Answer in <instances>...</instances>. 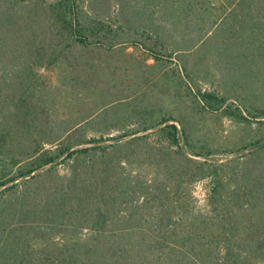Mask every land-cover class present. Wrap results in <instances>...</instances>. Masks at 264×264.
Wrapping results in <instances>:
<instances>
[{
	"label": "rangeland",
	"instance_id": "1",
	"mask_svg": "<svg viewBox=\"0 0 264 264\" xmlns=\"http://www.w3.org/2000/svg\"><path fill=\"white\" fill-rule=\"evenodd\" d=\"M59 1L63 0H0V70L2 75H10V91L0 78V130L9 129L5 137L8 148L11 145V150L17 148L25 156L36 143L48 148L52 142L107 140L128 134L121 140L123 143L151 134L156 130L153 127L169 118V124H174L180 133L184 128L199 155L187 147L165 150L182 168L172 162L176 176L183 172L195 175V182L182 186L191 195L189 202L204 207L215 182L225 194L235 185L229 184L232 176H249L254 180L250 184L257 190L260 208L254 221L262 224L264 117L259 114L264 112V64H245L242 57L240 61L233 58L231 63L241 68L226 70L220 65L223 57L216 54L221 44L211 33L203 40L191 35L177 45L168 43L175 51L167 55L158 43L147 38H154L157 27L163 24L158 14L151 16L154 27L145 33L143 15L147 13L129 6L121 13L118 0H74L80 20L94 17L109 23L122 39L121 44L110 48L78 46L51 13V5ZM168 34L174 37L176 32ZM137 41L156 47L158 59ZM239 53L242 56L244 49L240 48ZM183 64L192 71L190 84L181 76L179 68ZM198 90L223 96V107L215 112L200 110L194 98ZM11 110L12 118L7 112ZM145 127L151 129L132 135ZM149 138L167 145L153 134ZM240 162L244 165H240L239 172ZM49 167L34 174L45 173ZM16 169L9 168L11 173ZM62 169L58 165L55 168L60 175ZM128 171L135 175L138 169L128 166ZM93 174L101 177L98 170ZM54 183L44 176L28 189L36 198L26 201L18 196L25 191L23 185L15 192L0 189V264H36L33 260L39 252L42 256L56 252L48 232L41 231L38 236L35 225L26 221L27 216L34 219L36 201L44 200ZM176 187L172 182L166 188L174 191ZM253 256L258 258L256 264H264L263 252Z\"/></svg>",
	"mask_w": 264,
	"mask_h": 264
},
{
	"label": "trees",
	"instance_id": "2",
	"mask_svg": "<svg viewBox=\"0 0 264 264\" xmlns=\"http://www.w3.org/2000/svg\"><path fill=\"white\" fill-rule=\"evenodd\" d=\"M262 1L118 0L116 5L121 13L127 6L146 12L147 15H143L145 33L154 27L151 16L157 13L163 24L157 27L154 38H147L158 43L167 55L175 51L170 50L168 43L177 45L191 35L203 40L211 33L221 44L219 52L216 50L217 56L223 57L219 64L226 70L237 71L241 66L231 63L233 58L240 61L242 57L241 62L245 64L247 61L251 65L255 61L264 64ZM50 9L56 23L78 46L110 48L122 43L109 23L94 17L80 20L74 0L59 1ZM171 31L176 32L174 37L168 34ZM136 44L158 59L160 52H155L156 47L138 41ZM240 48L244 49L242 56ZM179 70L186 83L193 82L191 69L183 64ZM1 77L9 90L10 75H2L0 70ZM194 98L200 110L211 112L221 109L225 101L218 93L201 90ZM7 112L12 118L14 111ZM259 115L263 118L264 112L260 111ZM170 121L169 118L161 120L151 134L123 143L121 140L128 134L107 140L52 142L48 148L36 143L26 150L25 156V152L17 148L11 150V145L9 148L6 145L9 129L0 130L2 192H15L23 185L21 188L25 191L18 196L26 201L36 198L28 189L38 180L47 176L56 181L55 186L46 191L44 200L36 201L34 219L26 218L35 225L38 236L41 231L48 232L52 246L57 249L46 256L39 252L34 263L256 264L258 258L253 255L264 253V222L254 221L260 210L257 190L250 184L254 180L236 174L230 178L229 184H235L230 191L223 194L221 185L215 182L204 207L191 204V195H187L182 186L195 182V175L186 176L183 172L176 176L172 162L177 167L180 165L165 150L166 147L179 150L187 147L189 152L199 155L184 128L180 133ZM149 129H137L132 135ZM152 134L167 145L149 141ZM106 141L114 143L104 144ZM124 147L129 151H123ZM57 165L63 168L61 175L55 170ZM240 165L244 162L238 163L239 172ZM45 166H50L45 173L34 174ZM128 166H136L138 172L133 175ZM14 167L17 169L11 173L9 168ZM96 170L101 177L93 174ZM18 180L21 184L16 182ZM172 182L177 187L174 191L167 190ZM54 237L56 242H53Z\"/></svg>",
	"mask_w": 264,
	"mask_h": 264
}]
</instances>
